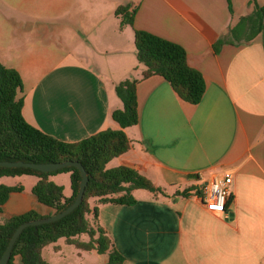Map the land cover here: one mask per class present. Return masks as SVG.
<instances>
[{
    "label": "crops",
    "instance_id": "crops-1",
    "mask_svg": "<svg viewBox=\"0 0 264 264\" xmlns=\"http://www.w3.org/2000/svg\"><path fill=\"white\" fill-rule=\"evenodd\" d=\"M74 1L80 0L61 3L69 7ZM82 1L97 22L96 36L104 45L100 51L119 57L128 50L136 54L133 27H122L115 13L118 6L132 3V9H137L135 28L184 47L189 65L202 72L206 83L202 100L192 104L161 75L141 79L142 63L125 62L116 74L104 72L102 61L90 65L86 56H80L83 51L61 52L50 45L42 56L38 52L44 48L42 41L36 50L28 36L21 40L15 33L6 41L0 34V61L22 76L25 119L63 141L120 128L112 118V112L123 105L115 87L129 77L140 79V120L125 129L131 148L107 167L134 168L165 193L136 189L134 204L92 200L99 207L100 223L124 256L122 264H264V20L262 31L252 40L228 42L218 51L214 47L256 6L264 8V0H117L118 6L114 4L112 12L103 16L90 7L102 0ZM77 8L56 18L57 22L75 24L69 16L77 14ZM4 42L6 47L1 45ZM223 171L233 173L234 183L222 213L209 211L197 188L189 196L176 194L202 188ZM57 174L49 180L55 182ZM18 177L16 184L9 185L23 190L13 192L0 208V222L31 209L42 214L52 211L32 192L39 177ZM55 183L65 191V185ZM82 235L80 241H88ZM64 242L69 244L60 238L44 249L59 250ZM80 250L102 256V264L108 262V255L96 249ZM17 264H22L20 257Z\"/></svg>",
    "mask_w": 264,
    "mask_h": 264
},
{
    "label": "trees",
    "instance_id": "trees-1",
    "mask_svg": "<svg viewBox=\"0 0 264 264\" xmlns=\"http://www.w3.org/2000/svg\"><path fill=\"white\" fill-rule=\"evenodd\" d=\"M136 8L132 3L120 5L115 13L120 24L131 25L134 30V43L137 59L145 66L142 78L161 75L170 82L179 96L192 104L199 103L206 91V83L201 71L188 63L187 52L180 44L157 36L145 30L135 28ZM264 8L255 10L241 18L230 29L227 36L219 38L214 47L216 51L228 42H248L257 36L263 27ZM139 78L129 77L120 81L116 94L123 107L112 112V118L120 128H108L79 141L60 140L30 124L23 115V80L20 72L0 61V160L58 162L65 160L80 161L89 174L82 203L70 214L51 222L28 226L17 239L8 264H48L43 257V249L60 238L69 244L84 250L96 249L100 254L108 255L106 264H122L124 256L114 247L113 241L99 221L100 203L134 204L136 189H147L156 194L165 193L148 177L128 166L108 168L107 164L115 157L126 153L132 145L125 129L139 123L137 85ZM61 172H70L72 195L66 197L64 187L49 180V176ZM34 174L39 177L32 192L38 201L52 209L42 214L36 209L13 215L0 222V258L5 252L16 229L24 222L59 213L71 205L78 194L82 175L77 167H65L52 172H43L26 167H0V177ZM197 188L190 187L177 191V195L189 196ZM23 186L0 184V208L9 200L13 192L22 191ZM86 234L88 241H80V235Z\"/></svg>",
    "mask_w": 264,
    "mask_h": 264
},
{
    "label": "rangeland",
    "instance_id": "rangeland-1",
    "mask_svg": "<svg viewBox=\"0 0 264 264\" xmlns=\"http://www.w3.org/2000/svg\"><path fill=\"white\" fill-rule=\"evenodd\" d=\"M117 2V0H102L99 3L96 1L95 4H90V7L99 10L102 16L109 15L114 9L113 5L118 4ZM87 5V2L82 0L74 1L69 7L64 6L61 0H35L33 3L28 0H0V18L2 19L0 21V34L6 36V41H8L9 36L15 33L21 40H28V36L29 40L32 38L34 44L31 47L32 49H36L39 41H42L44 48L38 51L42 56H45L43 53L49 51L50 45L54 46L55 49L58 47L61 52L64 50L83 51L86 54L80 56H86L85 58H87L86 60L90 65L96 64V59L101 60L100 64L104 72L116 74L118 69H124L125 62L141 66L142 64L138 61L135 52H129L128 50L125 56L119 57L111 53H104L103 50L100 51V48H104V45L101 38L96 36L97 22L93 21L89 12L85 11L86 8L89 9ZM76 7H78L76 9L77 14L71 13L69 16L72 21L76 22L75 24L57 22L59 19L56 18L64 17ZM117 25L119 27V21ZM89 42H92V44L90 45ZM45 44H48V47H45ZM126 44L124 43V46L127 47ZM1 45L7 46L6 42L1 43ZM134 49L133 51H135ZM100 57H104V59H100ZM57 175L58 177L54 178L55 182L65 185V195H72L73 190L69 172H61ZM26 177L34 179L33 176ZM18 179H20L18 176H4L0 178V184L1 182H5L6 185L16 184ZM82 238H87V235H82ZM57 245L59 244L57 243ZM59 246V250L55 249L54 246L44 249L43 257L49 264H102L104 259L102 256L99 258L96 254L83 252L74 245L65 242ZM91 255H96L97 258Z\"/></svg>",
    "mask_w": 264,
    "mask_h": 264
},
{
    "label": "water",
    "instance_id": "water-1",
    "mask_svg": "<svg viewBox=\"0 0 264 264\" xmlns=\"http://www.w3.org/2000/svg\"><path fill=\"white\" fill-rule=\"evenodd\" d=\"M70 166L77 167L82 175V179L79 185V191L75 201L71 205H69L66 209H64L59 213H55L43 218H38L22 223L12 235L5 252L0 258V264H8L14 245L25 228L32 225H39V224L51 223L57 221L65 217L66 215L70 214L72 211H74L82 203L86 191V187L89 182V174L87 170L80 161H76V160H65L58 162H41V163L23 161V160H17V161L0 160V167H26V168L37 169L43 172H52Z\"/></svg>",
    "mask_w": 264,
    "mask_h": 264
},
{
    "label": "built area",
    "instance_id": "built-area-1",
    "mask_svg": "<svg viewBox=\"0 0 264 264\" xmlns=\"http://www.w3.org/2000/svg\"><path fill=\"white\" fill-rule=\"evenodd\" d=\"M233 183L234 175L231 171H223L213 175L202 187L200 200L209 211L215 214L224 212L231 197Z\"/></svg>",
    "mask_w": 264,
    "mask_h": 264
}]
</instances>
